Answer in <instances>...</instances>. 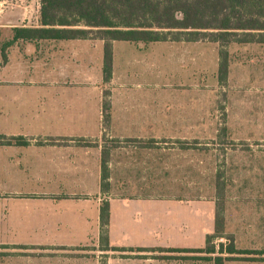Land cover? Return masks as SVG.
<instances>
[{
    "label": "crops",
    "instance_id": "obj_1",
    "mask_svg": "<svg viewBox=\"0 0 264 264\" xmlns=\"http://www.w3.org/2000/svg\"><path fill=\"white\" fill-rule=\"evenodd\" d=\"M19 1L11 6L39 9V0ZM39 27L38 20L0 24V264H206V254L196 252L202 243L159 244L157 234L199 229L205 241L215 231L214 214L188 217L172 205L150 213L153 243H95L102 202L109 203L108 235L114 221L129 214L122 208L129 201L110 197L112 188L186 189L195 167L213 168L215 183L230 189L229 211L222 214L232 251L223 264H264V100L243 95L247 77L264 80V70L242 71L264 45H235L249 58L230 63L226 101L210 105L203 98L180 112L172 102L159 106L156 96L141 100L125 85L124 67L115 70L113 61L105 81L101 39L13 38L15 28ZM218 111L222 132L208 138L207 113L216 124ZM159 140L165 147H155ZM207 140L220 148L190 143Z\"/></svg>",
    "mask_w": 264,
    "mask_h": 264
},
{
    "label": "rangeland",
    "instance_id": "obj_2",
    "mask_svg": "<svg viewBox=\"0 0 264 264\" xmlns=\"http://www.w3.org/2000/svg\"><path fill=\"white\" fill-rule=\"evenodd\" d=\"M3 0H0L2 2ZM3 6L0 7V24H23L38 20V9L31 3V9L24 10L20 7H13L11 4H19V0H6ZM33 0H30V2ZM2 8V9H1ZM5 36V35H4ZM104 48V46H103ZM126 48L127 51L124 49ZM235 45L228 47L229 52L236 56L235 61H245L249 58L244 51L236 52ZM112 61L115 70H121L124 67L125 85L130 87V90L135 91L140 96L141 100H146L152 97L157 98L159 106L166 102H172L176 111L183 110V104L187 102L198 103L203 98L207 104L214 102L226 101L230 97L227 84H220L218 79V52L216 46L210 43H191L183 45L181 43L159 42L150 44L147 47L143 45H134L128 42L117 41L114 46L111 45ZM258 51H253L257 54ZM262 59L263 64L259 62ZM254 61L257 63H249L245 69L264 70V51L259 54ZM124 63V64H123ZM130 63L127 67L126 64ZM123 64V65H122ZM123 70V68H122ZM236 69H233L235 71ZM251 70V71H252ZM247 85L244 90V96H250L255 99L264 100V80H259L255 77H247L245 81ZM233 88L237 85L232 84ZM118 83L113 87L115 94L119 90ZM154 99V98H153ZM170 106V105H169ZM172 107V108H173ZM165 106H163L162 111ZM210 111V110H208ZM209 113V112H208ZM207 137L211 138L215 131L219 134L222 132L220 128L223 126V114L221 111L217 113V123L212 113L208 116ZM219 123V124H218ZM222 123V124H220ZM160 132V129L158 130ZM156 148L165 147V141L159 140ZM192 148L198 147V143L203 146L206 144L207 149L220 148L214 146L213 140L207 141H190ZM224 148L232 147L231 144L222 146ZM220 151V150H219ZM205 170V172H204ZM198 170L196 167L191 169L189 188L186 189H165V188H133V189H116L112 188L110 197L122 200H128L122 206L129 214H124L122 221L115 220L114 228L107 233L106 239L99 237L98 245H138L150 244L153 240L154 233L150 231V213L161 214L165 211L166 206L172 205L176 213L185 212L186 216L202 215L207 218L211 213L216 216H222L223 224L218 223L221 227V237H216L212 241V245L219 248L230 246L231 239L228 235V229L225 226V217L222 214L223 210L228 214L230 189L220 188L214 181L213 168L206 167ZM145 184V183H144ZM163 183H158L162 185ZM216 185L217 187H214ZM155 202V204L151 202ZM212 202V203H211ZM214 202V205H213ZM185 203V205H181ZM212 204V205H211ZM118 206L116 205V208ZM156 208V209H154ZM118 210V209H117ZM117 210L115 212H117ZM228 217V216H226ZM217 227L215 219V229ZM159 230H161L159 228ZM199 230V229H198ZM195 231H179L176 236L167 237L158 231L159 244H181V245H205L204 237L200 236L201 232ZM108 232V230H107ZM214 232V231H213ZM213 232L209 233L212 234ZM174 234V235H175ZM156 237V238H157ZM93 239V238H91ZM90 239V240H91ZM155 239V238H154ZM89 240V241H90ZM94 241L89 243L95 244ZM111 257L120 256L118 253H109ZM110 264H117V259H112ZM206 264H211L206 262ZM213 264V263H212Z\"/></svg>",
    "mask_w": 264,
    "mask_h": 264
},
{
    "label": "trees",
    "instance_id": "obj_3",
    "mask_svg": "<svg viewBox=\"0 0 264 264\" xmlns=\"http://www.w3.org/2000/svg\"><path fill=\"white\" fill-rule=\"evenodd\" d=\"M38 22L39 28H15L13 38L101 39L105 81L112 73V42L217 44L220 83L227 79L229 65L236 57L233 54L232 58L229 46L264 45V0H39ZM103 112L108 121L107 101L103 102ZM105 161L103 154V180L107 178ZM215 219V231L196 252L205 253L206 262L223 264L232 250L231 246L220 244L216 249L212 245L214 238L221 237L218 223L223 224L222 216L217 214ZM108 221L109 203L104 201L100 206V238L106 241Z\"/></svg>",
    "mask_w": 264,
    "mask_h": 264
}]
</instances>
